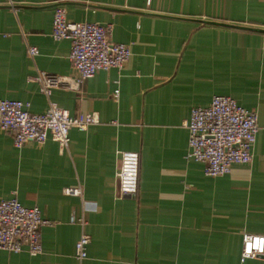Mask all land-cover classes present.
Masks as SVG:
<instances>
[{"label": "crops", "instance_id": "obj_1", "mask_svg": "<svg viewBox=\"0 0 264 264\" xmlns=\"http://www.w3.org/2000/svg\"><path fill=\"white\" fill-rule=\"evenodd\" d=\"M56 3L69 21L110 24L109 39L129 46L123 66L76 82L69 40L49 34ZM36 69L58 77L53 101L97 121L70 127L65 148L50 138L15 147L0 129V199L35 205L50 221L39 228L41 252L0 249V264H264V255L239 259L241 234H264V128L249 162L207 176L185 157L183 126L214 94L264 124V0H0V98L42 111L28 79ZM120 150L138 153L132 194L116 192ZM81 230L89 242L78 260Z\"/></svg>", "mask_w": 264, "mask_h": 264}, {"label": "built area", "instance_id": "obj_2", "mask_svg": "<svg viewBox=\"0 0 264 264\" xmlns=\"http://www.w3.org/2000/svg\"><path fill=\"white\" fill-rule=\"evenodd\" d=\"M50 36L57 40H69L68 58L76 72V82L92 76L99 69H120L130 55L128 43L111 41V25L98 22H73L65 17L64 7L56 3L51 14ZM26 53H37L34 45H26ZM28 79L35 81L38 90L46 99L40 112L28 110V102L15 98H0V129L11 134L13 146L26 141L43 142L55 140L61 148L69 142V128L83 130L96 122L91 113L70 115L66 108L50 98L51 89L59 79L54 74L36 69ZM186 129L185 157L202 163V172L207 176L221 175L233 164L247 163L259 126L254 110L238 104L224 94H214L203 106H192L183 121ZM117 194H132L137 188L138 153L135 150L118 152L115 170ZM63 193L79 195L78 186H65ZM84 202V200L82 199ZM80 226L84 219L79 217ZM37 206H25L15 197L0 199V249L10 252L26 251L34 255L41 252L39 228L49 224ZM89 236L83 230L73 243V255L78 260L86 257ZM264 255V234L243 232L239 259Z\"/></svg>", "mask_w": 264, "mask_h": 264}]
</instances>
